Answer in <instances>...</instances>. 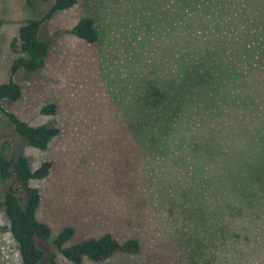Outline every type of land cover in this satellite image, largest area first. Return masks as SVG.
<instances>
[{"label": "rangeland", "instance_id": "rangeland-1", "mask_svg": "<svg viewBox=\"0 0 264 264\" xmlns=\"http://www.w3.org/2000/svg\"><path fill=\"white\" fill-rule=\"evenodd\" d=\"M51 5L0 0V83L12 77L22 88L1 105L59 128L37 149L0 109L6 156L22 153L32 168L52 162L31 181L41 194L36 217L51 229L38 246L74 264L51 243L72 226L66 245L105 232L141 245L81 264H264V126L245 136L225 71L238 72L239 103L264 117V0H78L42 22L39 36L51 42L44 66L12 74L20 26ZM81 17L94 20L96 42L68 31ZM213 22L220 36H194L198 23ZM153 87L157 105L146 99ZM49 103L55 112L42 113ZM6 187L0 180V202ZM0 264H22L2 207Z\"/></svg>", "mask_w": 264, "mask_h": 264}, {"label": "trees", "instance_id": "trees-1", "mask_svg": "<svg viewBox=\"0 0 264 264\" xmlns=\"http://www.w3.org/2000/svg\"><path fill=\"white\" fill-rule=\"evenodd\" d=\"M77 1L52 0L51 7L42 17L30 18L20 26L16 38L19 43L16 51L20 55L15 57L11 63L10 70L12 74L19 70L35 72L44 66L51 42L39 36L42 22L52 17L53 14L72 7ZM201 14L205 16L206 11L203 10ZM1 23L0 20V25ZM221 27L219 22H213L209 26L198 23L194 28V36H220V33L214 35L213 32L218 31ZM201 28H205L202 33L199 31ZM68 31L88 43L96 42L99 37L94 20L91 17H81ZM225 71L232 73V76H228L231 81L230 86L227 88L230 95L227 104L229 108L234 106L239 108L238 114L244 128V134L250 139V133H257L258 123L264 126V117L258 114L257 109L247 111V104L239 103L238 93L233 89V86L237 83L238 72L230 69H225ZM159 95L160 90L153 87L148 91L146 99L151 104L157 105ZM21 96L22 88L12 77L8 81L0 83V109L9 119L12 130L28 145L41 150L45 149L59 133V128L49 123L31 125L19 118L14 112L5 110L1 105L3 100L15 101ZM41 112L54 113L55 104L45 105L42 107ZM248 113L253 114L251 119L246 118ZM249 122L253 123V126H250ZM255 140H257V137ZM252 141H254L253 138ZM251 144L254 143L251 142ZM251 144L248 141L246 147ZM255 146L257 147V145ZM261 149H264V141L261 144ZM51 166L52 162L45 160L36 168H32L26 155L18 153L7 157L3 149L0 148V180L7 184L3 192V200L0 202V208L4 209L8 227L17 242L22 264H37L41 259H45L47 264H56V253L44 251L37 244L39 241H50L51 229L36 217L41 194L39 188L31 184L33 180L46 177ZM73 233L72 226H65L51 240V243L65 259L74 264H81L84 259L102 262L118 253L137 254L141 250L138 239L131 237L120 241L110 232L83 238L74 244L66 245Z\"/></svg>", "mask_w": 264, "mask_h": 264}]
</instances>
